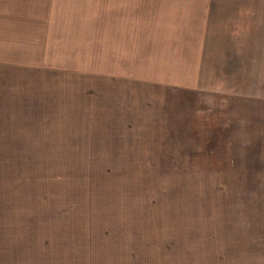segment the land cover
<instances>
[{
  "label": "rangeland",
  "instance_id": "1",
  "mask_svg": "<svg viewBox=\"0 0 264 264\" xmlns=\"http://www.w3.org/2000/svg\"><path fill=\"white\" fill-rule=\"evenodd\" d=\"M15 1L71 37L0 41L5 264H264V0Z\"/></svg>",
  "mask_w": 264,
  "mask_h": 264
},
{
  "label": "crops",
  "instance_id": "2",
  "mask_svg": "<svg viewBox=\"0 0 264 264\" xmlns=\"http://www.w3.org/2000/svg\"><path fill=\"white\" fill-rule=\"evenodd\" d=\"M115 3H121L120 7H117L116 10L111 12L110 15V35L109 37H120L125 39L126 47L128 45L129 41H132L129 37H137L134 34L135 32L140 33L138 26L134 25L135 19H141L146 20V15H142V12H140L139 9L136 8V4L133 0H114ZM126 1V2H125ZM207 1V0H206ZM113 0H111V3ZM125 2V5L123 4ZM22 3H18L15 0H0V15L5 12L7 14H12L13 16L10 19H13V21L7 20L2 21L0 20V41L5 43V37H26L29 35V37H71L69 33H64V31L55 33V29L53 28L52 18H51V24L48 26L46 24L47 18H41L39 23H30L32 21L31 18H29V14L23 15L22 12ZM129 4V5H128ZM26 6V5H25ZM128 7V10H127ZM173 16H177L176 12L172 13ZM161 18V13H158L156 16L152 17L151 21L157 20ZM150 22V21H149ZM99 27V26H97ZM96 37H99L98 35ZM147 37H155L153 34V31L149 30L147 33ZM162 37H169V33L165 32ZM39 40L36 39V42ZM35 42V43H36ZM153 47H157L159 49L162 48V45L155 44ZM136 43L134 46V51H137ZM126 53L127 57L129 55H132ZM198 53H193L191 55V59L189 61L190 66L193 70L199 69V65H201V62L198 60ZM114 54L111 53V57H113ZM41 58V57H38ZM28 65L31 66H37L39 65V62H25ZM41 64L45 65L43 61H40ZM129 62H125L121 65V69H114V67H111V74L114 76L119 75L120 77H130V76H139L140 70L138 69H129L128 66ZM178 66L181 67L179 64ZM201 67V66H200ZM174 73H180L179 70L173 71ZM183 73H190L196 75L198 72H191L189 70H183ZM181 72V73H182ZM158 76V75H157ZM166 79V77L161 73L158 77L155 79L159 80ZM190 87H196L194 85H189ZM5 231L3 230L2 226L0 225V264H5V254H6V246H5Z\"/></svg>",
  "mask_w": 264,
  "mask_h": 264
}]
</instances>
